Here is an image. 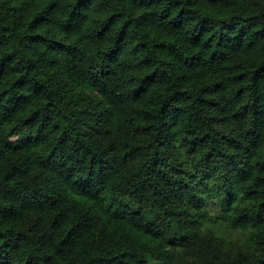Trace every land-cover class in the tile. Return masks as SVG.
Wrapping results in <instances>:
<instances>
[{"label":"trees","instance_id":"1","mask_svg":"<svg viewBox=\"0 0 264 264\" xmlns=\"http://www.w3.org/2000/svg\"><path fill=\"white\" fill-rule=\"evenodd\" d=\"M0 264H264V0H0Z\"/></svg>","mask_w":264,"mask_h":264},{"label":"rangeland","instance_id":"2","mask_svg":"<svg viewBox=\"0 0 264 264\" xmlns=\"http://www.w3.org/2000/svg\"><path fill=\"white\" fill-rule=\"evenodd\" d=\"M230 236H233V237H238L239 235H238V233H230Z\"/></svg>","mask_w":264,"mask_h":264}]
</instances>
